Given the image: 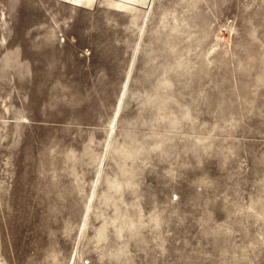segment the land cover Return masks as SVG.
<instances>
[{
  "label": "rangeland",
  "instance_id": "rangeland-1",
  "mask_svg": "<svg viewBox=\"0 0 264 264\" xmlns=\"http://www.w3.org/2000/svg\"><path fill=\"white\" fill-rule=\"evenodd\" d=\"M0 0L1 264H264V0Z\"/></svg>",
  "mask_w": 264,
  "mask_h": 264
},
{
  "label": "crops",
  "instance_id": "crops-1",
  "mask_svg": "<svg viewBox=\"0 0 264 264\" xmlns=\"http://www.w3.org/2000/svg\"><path fill=\"white\" fill-rule=\"evenodd\" d=\"M75 4L83 5L82 3L85 2L86 4H91L93 0H72Z\"/></svg>",
  "mask_w": 264,
  "mask_h": 264
},
{
  "label": "bare ground",
  "instance_id": "bare-ground-1",
  "mask_svg": "<svg viewBox=\"0 0 264 264\" xmlns=\"http://www.w3.org/2000/svg\"><path fill=\"white\" fill-rule=\"evenodd\" d=\"M125 1H127V0H123V2H125ZM1 264V263H0Z\"/></svg>",
  "mask_w": 264,
  "mask_h": 264
}]
</instances>
